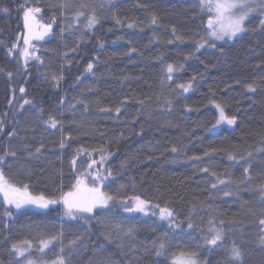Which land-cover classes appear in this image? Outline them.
<instances>
[{
  "label": "trees",
  "instance_id": "trees-1",
  "mask_svg": "<svg viewBox=\"0 0 264 264\" xmlns=\"http://www.w3.org/2000/svg\"><path fill=\"white\" fill-rule=\"evenodd\" d=\"M82 2L94 7L100 18L90 29L84 27V17L75 19L76 9L62 12L53 6L60 0H0V121L4 125L0 155L6 148L17 153L6 156L0 167L13 182L29 183L33 194L59 198L61 185L69 191L75 175L91 160L101 159L99 151L91 157L81 153L74 171L76 149L104 148L112 155L94 170L103 175L111 171L103 191L118 199L94 212V217L101 218L98 222L70 219L59 203L47 209L10 208L0 195V264H17L18 258L10 252L13 243L28 239L35 247L40 239L52 236L58 239L52 251L45 250L47 261L55 259L53 253L61 247L67 255L69 241L76 240L72 264H172L173 253L189 248L199 253L204 264H230L226 250L235 241L243 250V264H264V246L259 243L264 235L259 225L264 203L256 190L264 183L260 14L249 17L248 31L239 38L211 41L197 51V42L206 37L207 22L198 0ZM28 7H39L37 17L44 24L51 23L52 30L35 48L43 63L33 59L25 69L17 48L11 54L9 49L23 32V12ZM152 14L157 16L155 24L150 22ZM89 63L92 72L86 71ZM168 63L177 69L171 81L165 79ZM53 74L63 76L59 86L52 81ZM189 81V91L178 88ZM250 82L256 85L254 93L245 88ZM25 99L32 104L20 108ZM212 101L222 104L226 114L236 115L237 124L212 129L219 115ZM50 115L61 121L62 128L45 123ZM13 131L15 135L9 137ZM174 146L178 151H172ZM37 148L39 153H35ZM213 148L215 153L204 155ZM248 153H252L250 158ZM229 155L236 159L229 160ZM245 167L251 181L232 197L211 189L213 172L222 179L228 173L239 181ZM137 195L161 207L167 204L179 221H186L191 213L196 227L188 230L185 223L181 232L169 229L158 215L125 211L120 201ZM6 211L12 215H5ZM213 218L226 225L233 220L238 223L223 246L209 250L203 246L206 231L200 229L206 230ZM115 224L132 232L125 235L122 231L119 239L106 241L102 234ZM112 234L116 236L115 231ZM160 240L170 247L157 256L153 245Z\"/></svg>",
  "mask_w": 264,
  "mask_h": 264
},
{
  "label": "snow or ice",
  "instance_id": "snow-or-ice-1",
  "mask_svg": "<svg viewBox=\"0 0 264 264\" xmlns=\"http://www.w3.org/2000/svg\"><path fill=\"white\" fill-rule=\"evenodd\" d=\"M111 2V0H109ZM200 5L201 13L207 16L205 33L206 37L202 38V41L197 42V51L203 47L205 44L210 43L211 41H231L233 39L239 38L240 34L246 33L248 29L246 28V21L253 14H260V27L264 28V0H198ZM54 7H59L61 11L76 9L74 12V17L77 21L81 17L86 19L84 25L85 28H92L100 22V18L96 15V9L90 5L83 3L82 0H60L58 5H53ZM91 7V13L88 14L87 10ZM103 7V5H101ZM7 11V9H4ZM41 13L39 7H28L24 10V27L27 29V33L22 37L24 47L20 50V56L23 58L24 67L27 69L29 61L36 60L41 61L40 56L36 55V49L33 45V40H42L46 35H48L52 30V24H41L37 20L38 14ZM53 22L55 21V16L52 18ZM150 22L152 24L157 23V16L155 14L151 15ZM119 23V21H117ZM133 25H129L132 27ZM173 34H175V27L172 29ZM20 39V37H18ZM179 39V37H177ZM212 47H215V43H211ZM17 45L14 44L12 48L9 49V54H11ZM131 51H135L132 49ZM222 51V50H221ZM87 72L93 71V64L89 63L86 68ZM177 71L175 66L172 63H168L165 69V79L171 81L173 73ZM11 77L12 73H8ZM47 78V77H46ZM53 82L56 86H59L60 80L63 79V76H57L53 74L51 76ZM79 79V78H78ZM192 87L191 81L187 84H180L178 88L183 92L189 91ZM245 88L254 93L256 91V85L254 82H250L245 85ZM20 93H25V89L21 87L19 89ZM13 101L10 99L9 104ZM61 104L64 103V100L61 99ZM83 103V101H81ZM143 104V101H140ZM215 104V108L218 110V118L211 127L212 129L217 128L222 124L227 125H236L237 116L226 114L225 107L212 101ZM32 104L31 100H24V103L20 105V108H23L24 105ZM167 105L170 108L172 106L171 100L167 101ZM117 113L120 112V108L115 109ZM47 125L55 129L58 126L62 128L61 121L56 119L54 116L50 115L49 118L45 121ZM211 130V129H210ZM4 131L3 121H0V132ZM15 135V132H9L8 136L12 137ZM65 142L62 140L60 147L63 149ZM99 151L101 154L100 161L91 160L88 164V167L79 174L75 175V183L71 185L69 191H63V185L59 189L61 195L59 198L46 195L44 192L39 194H33L31 190V185L29 183H17L13 182L8 176H6L4 169L0 167V193L3 194L4 202L8 205H13L15 209H23L27 206H35L38 208L47 209L50 205H55L57 203L62 204L63 206V215L70 219H85L92 220L93 218L97 219L98 222H102L100 217H94L93 214L98 209H105L109 206L110 202H114L118 199L117 196L110 195L109 193L103 191L104 181L111 176V171L107 175H103L100 171L94 170V166L98 163H103L108 156L112 155L107 153L106 149H93L88 151L87 149L81 147L76 149V155L72 159L73 169L76 168V156H79L81 153L87 155L88 157L92 156V152ZM173 152L178 151L174 146L172 148ZM216 149H209V152H206L204 155L207 156L209 153H215ZM40 148L35 150V153H39ZM35 153L29 152V156L35 155ZM11 155L15 157L17 155L14 151H9L5 149L4 155H0V164H3L5 157ZM252 153H248L250 158ZM190 159L198 161L201 157H191ZM236 157L229 155V160H235ZM244 158L241 157V160ZM125 165L122 163L121 167ZM202 171L207 174L208 168L202 169ZM249 168L245 167L243 172L245 173L242 180H233L230 178V174L225 173L226 179H222L219 175L213 172L212 178L214 183L210 185L211 189L222 192L224 197H232L236 192L239 191L240 186L245 183H250L251 177L249 174ZM233 185L235 186L233 188ZM123 187V186H121ZM227 189V190H226ZM260 193L261 202L264 203V183H261L256 189ZM122 205L125 207L127 212H137L144 215L159 216L161 221H167L169 229L181 230L184 229L186 223L187 229L191 230L196 227L192 222L191 213L186 221H179L178 214L175 210L165 204L161 207L160 204H153L150 199L142 198L141 196H133L128 200H121ZM128 204L132 206L129 207ZM203 206V202H201ZM207 207L212 209V205L208 204ZM5 215L11 216V211H6ZM238 223L233 220L228 225L225 224V221H217L214 218L209 219L207 222L208 228L206 230L200 229L202 232L206 231V234L203 236L204 247L209 250H214L224 245L225 239L228 235L234 234V226ZM259 225L261 230L264 231V212H262L261 219L259 220ZM113 231L116 232V236H113ZM124 232L125 235H128L132 232L131 228L124 230L120 224L113 225L112 229L103 233L104 239L111 242L114 239L120 238V233ZM58 237L52 236L48 239H40L39 242L33 245L32 240H19L11 245L10 252L15 257L19 258L17 264H49V261L45 260L43 257L46 254L45 250L52 251L54 248V241ZM260 245L264 246V235L261 236ZM76 245V240L69 241V251L65 255L64 247L60 248L59 253H53L55 259L50 261V264H72L71 255L72 248ZM155 253L157 256L164 255L170 244L166 240H160L158 243L153 245ZM33 251L38 252V256H33ZM227 254L230 260V264H243V250L242 248L233 241L231 247L228 248ZM173 264H201L199 259V253L192 249H184L179 253H173Z\"/></svg>",
  "mask_w": 264,
  "mask_h": 264
},
{
  "label": "rangeland",
  "instance_id": "rangeland-1",
  "mask_svg": "<svg viewBox=\"0 0 264 264\" xmlns=\"http://www.w3.org/2000/svg\"><path fill=\"white\" fill-rule=\"evenodd\" d=\"M37 20H39L40 21V23L41 24H44L38 17H37ZM23 25H24V12H23ZM27 33V29L24 27L23 28V32H22V34L20 35V39H18V41H17V50L19 51V53H20V50L24 47V44H23V40H22V37L25 35ZM49 35V34H48ZM48 35H46L45 37H44V39L46 38V37H48ZM43 40V39H42ZM39 41H41V40H33V45L35 46V48H36V46H37V42H39ZM36 55L38 54L37 53V51H36V53H35ZM0 195L3 197V194L2 193H0ZM4 199V198H3ZM60 204V203H59ZM7 206H9L10 208H15L13 205H8V204H6ZM51 206V205H50ZM28 207V206H27ZM30 207H35V206H30ZM35 208H38V207H35ZM33 255H36V256H34V257H37L39 254H38V252L36 251ZM19 259V258H18ZM172 262V264H173V259L171 260ZM49 264H50V261H49ZM201 264H204L203 262H201Z\"/></svg>",
  "mask_w": 264,
  "mask_h": 264
}]
</instances>
